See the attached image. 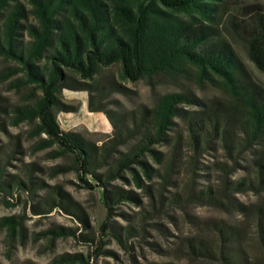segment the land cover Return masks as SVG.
<instances>
[{"label":"rangeland","instance_id":"obj_1","mask_svg":"<svg viewBox=\"0 0 264 264\" xmlns=\"http://www.w3.org/2000/svg\"><path fill=\"white\" fill-rule=\"evenodd\" d=\"M223 5L215 32L264 88V75L250 61L246 43L250 18L256 9L264 14V0H223ZM27 22L33 23L32 18ZM195 75V69L187 66L176 75L131 83L119 79L116 65L102 69L90 83L91 92H61L59 101L67 112H58L57 122L62 131L77 134L102 150L111 146L104 151V166L95 170L102 175L139 141L148 111L166 94L222 102L236 121L244 120L239 102L216 84L198 83ZM34 95L16 65L0 57V188L9 184L7 195L0 190V219L10 217L18 224L11 234L0 221V264H223L222 255L237 264H264L258 242L260 230H264V187L232 192L228 197L220 194L216 206L194 199L206 188L217 193L240 179L254 181V159L262 157L264 163L262 143L241 153L235 165L220 145L199 155L186 143L176 151L171 149L173 143L153 145L157 160L151 155L142 158L153 176L142 179V187L133 183L128 171L110 181L109 190L129 192L134 198L112 206L108 223L118 231V242L110 231L100 232L107 210L103 188L97 186L94 176L84 179L96 188H86L72 157L57 156L55 146L40 148L45 137L34 136L32 124H15L12 119L13 110L30 105ZM90 104L101 112H91ZM177 134L187 139L179 118L174 119L171 135ZM220 163L236 170L225 175L216 168ZM14 181L22 182V189L12 185ZM30 181L38 186H31ZM54 193H60V199ZM219 227L225 228L224 237L230 233L229 242H221ZM187 241L202 243L213 257L191 255ZM74 255L83 261L61 263L62 258Z\"/></svg>","mask_w":264,"mask_h":264},{"label":"trees","instance_id":"obj_2","mask_svg":"<svg viewBox=\"0 0 264 264\" xmlns=\"http://www.w3.org/2000/svg\"><path fill=\"white\" fill-rule=\"evenodd\" d=\"M257 10L249 21L246 43L250 61L264 75V14ZM223 12V0H0V57L15 64L23 73L24 82L36 92L30 105L13 110L12 119L15 124H32L34 136L45 137L40 148L55 146L57 156L72 157L79 181L86 188H96L84 179L86 175L94 176L97 186L103 188L107 210L100 232L110 231L118 242V231L108 223L112 206L134 198L129 192L109 190L110 181L128 171L133 183L142 187V179L153 176V170L142 159L151 155L157 160L153 145L173 143L171 149L176 151L186 143L194 155L220 145L234 165L241 153L254 146L262 143L264 150V88L215 32ZM29 17L33 23L27 22ZM114 65L118 67L119 79L131 83L176 75L187 66L194 68L198 83L216 84L240 103L245 118L236 121L222 102H204L190 94H166L148 111L139 141L116 159L112 168L98 175L95 170L104 166V151L111 146L102 150L77 134L62 131L56 115L67 110L58 96L64 90L91 92L90 83L100 70ZM181 105L199 109L186 111ZM89 110L101 112L91 104ZM176 118L185 125L187 139L181 134L171 135ZM253 165L254 181L240 179L232 186L225 184L224 190L217 193L206 188L194 199L216 206L220 205V194L228 197L232 192L263 188L262 157H256ZM216 168L225 175L236 170L225 163ZM30 184L38 186L31 181ZM12 185L23 187L20 181ZM8 187L7 183L1 184V192L7 195ZM146 189L149 192L150 187ZM54 194L60 199V193ZM49 202L53 204V199ZM0 221L9 233H15L16 221L10 217ZM125 230L128 232L129 228ZM224 231L219 227L218 236L226 243L231 236L229 233L228 238L224 237ZM258 242L264 254V230H260ZM187 248L191 255L213 257L202 243L187 241ZM78 258L67 256L61 263L83 261ZM220 258L223 264H237L231 257Z\"/></svg>","mask_w":264,"mask_h":264}]
</instances>
